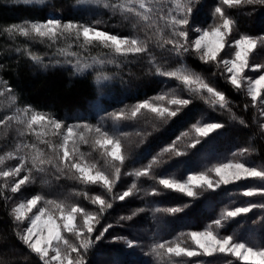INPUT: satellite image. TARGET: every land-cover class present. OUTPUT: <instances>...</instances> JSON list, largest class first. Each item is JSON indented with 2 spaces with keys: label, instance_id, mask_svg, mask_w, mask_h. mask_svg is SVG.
Returning <instances> with one entry per match:
<instances>
[{
  "label": "snow or ice",
  "instance_id": "obj_1",
  "mask_svg": "<svg viewBox=\"0 0 264 264\" xmlns=\"http://www.w3.org/2000/svg\"><path fill=\"white\" fill-rule=\"evenodd\" d=\"M24 5L41 4L43 0H16ZM93 3L101 4L105 8H111L114 14H119L125 20H132L133 29L138 25L145 28V36L133 34L128 36L110 33L90 24L76 22H62L57 18H48L43 22L24 21L21 24H12L5 31L10 35L19 34L30 40H48L55 44L63 39L67 41L74 38L73 43L79 42L80 48H87L93 44H99L109 49L112 58H91L81 60L75 51L60 49L59 51L68 56L76 57L75 62L67 61L74 74H82L85 70L93 68L97 64L114 63L115 57L139 55L149 51L148 43L152 39L148 29L153 31L156 39V47L166 49L177 57L193 52L198 55L201 62L214 63L219 67L223 65L227 74L226 79L237 90H245L250 97L253 106L261 105L260 116L264 118V63H252L250 54L257 49L258 44L264 46V36L254 37L249 34H241L238 38L230 40L236 20L227 9H244L248 6L264 5V0H217L213 6L212 17L214 23L207 28H195L198 33L195 39L189 38V26L197 5L200 0H92ZM99 23V22H97ZM167 30L170 35L165 34ZM170 46V47H168ZM69 49L72 44H69ZM226 48L233 50L228 58L221 57ZM32 62L47 68L43 59L31 52L28 53ZM228 56V53H225ZM155 65V74L161 77L174 79L188 92V98L176 93L175 89L158 94L151 99L136 103L130 109H121L106 113L108 119L119 122L127 119H136L142 114L150 113L155 120L167 121L177 117L183 108L192 103L191 96L197 95L210 107L220 110L231 111L230 102L223 91L210 84L204 76L181 63L173 69H166L155 60L150 61ZM255 72V77L247 73ZM109 79L106 75L97 76L101 80ZM0 108L5 104L10 109V114L0 118V127L5 132L7 129L17 126L18 138L27 135L35 136L38 143H28L18 139L12 150L0 155V165L6 160H15L13 167H0V190L7 189L15 194L21 191L22 186L35 182L33 173H45L54 169L56 173L77 181L83 185H99L111 197L106 199L103 195L89 196L86 192L75 191L74 195L84 196L91 204L98 205L97 211H89L83 206L69 201L48 199L42 194H36L17 204L12 208V216L15 221L27 226L23 232L17 233L19 240L42 261V264H88L87 255L96 242L104 238L109 229L108 224L97 233L96 225L100 223L103 214L113 207V201H125L126 198L134 197L141 192L144 195L158 196L162 191L169 190L183 194L189 198H198L201 191H216L221 186L235 184L241 181L254 180L258 185L247 186L240 191V195L246 198L259 197L260 202L249 200L239 206L223 208L218 217L213 219L204 230H194L181 233L191 241L187 245L178 237L175 240H160L152 243L150 254L154 256L158 264H181L174 258H191L199 256L223 255L234 258L236 264H264V243L256 240L238 239L235 234L222 235L220 230L230 221L238 217L247 216L256 209L264 211V165L249 164L241 159L246 153L254 149L242 148L233 153V159L226 162H218L199 172H190L185 178L180 179L167 173L157 175L155 167L168 163L162 157L171 153L175 157L187 154L185 149L177 147L183 137H189L194 133V138L186 146L195 149L212 134H220L225 128L222 122L196 121L189 131L181 133L169 145L161 149L146 164L125 170L129 156L122 143V136L116 135L103 124H90L87 122L77 124H65L59 119L47 115L28 106H17V97L9 84L0 81ZM247 107V105L245 106ZM233 120H239L241 125L246 126L243 119H239L234 113ZM104 117L101 118L103 120ZM260 128L264 131V123ZM139 134V133H138ZM49 136L59 137L60 142H53ZM39 145H46L47 151ZM90 144L99 152L103 164L99 161L87 159V155L80 150V145ZM122 176L133 177L130 185L120 193H115V188L121 181ZM141 178L154 181L156 186L143 189L139 186ZM47 181H44L46 183ZM201 190V191H198ZM188 204L183 206L157 207L154 213H166L175 215L181 213ZM35 209V211H33ZM145 209L139 208L129 216H122L121 220H132ZM31 213V215H29ZM94 233H97L94 235ZM69 236L74 237L70 239ZM123 240L129 248L137 246V241L126 237L115 236L113 241ZM0 264H6L0 260ZM227 264H233L229 260Z\"/></svg>",
  "mask_w": 264,
  "mask_h": 264
},
{
  "label": "trees",
  "instance_id": "obj_2",
  "mask_svg": "<svg viewBox=\"0 0 264 264\" xmlns=\"http://www.w3.org/2000/svg\"><path fill=\"white\" fill-rule=\"evenodd\" d=\"M111 3L114 0H107ZM198 11L193 14L195 24H204L213 20V6L217 0H202ZM226 11L235 18L236 27L230 37L238 38L241 34H249L256 37L264 36V5L248 6L244 9ZM52 15L58 16L63 21H74L80 24H92L102 30H110L111 33L121 35H139L145 31L142 25L133 29L134 21L125 20L119 14H114L111 8H105L102 5L79 7L77 0H51L42 5H24L17 3L16 0H0V79L9 84L14 90L17 100L22 106L30 105L35 110L47 111L55 118L67 123L68 117L86 115L93 112L92 107L97 102H103L106 108L112 105V100L118 102V106L124 103L144 100L149 95L155 94L161 87L163 79L156 77L152 70L155 65L150 63L155 60L156 63L171 64L178 66L181 63L193 67L207 77L215 78V87L223 91L229 102L231 111L213 109L197 95H192V103L183 108L180 114L171 118L167 123V129L163 134L153 136L144 141V144L153 150H159L169 145L181 133L188 131L191 125L200 119L212 122H222L225 128L220 130V134H212L201 145L193 148H185L187 154L182 157H173L178 167H181L182 174L185 176L189 172L202 171L207 166L224 159H233V153L242 148L254 149L246 153L241 159L246 160L249 164L257 166L264 165V131L261 130L260 124L264 118L260 116V107L258 104L254 107L250 97L246 92L235 89L223 77L217 75L218 69L216 64H205L199 60L192 52L183 57H177L174 53L164 50V52L154 53L147 52L141 59L129 55L127 58L118 56L119 67L125 66L122 74L125 79L130 81L131 87L125 84H119L120 87L114 91V95L108 98L99 96L98 89L91 75L76 76L71 70L63 67H51L45 70H39L29 57L28 45L25 44V37L19 34L10 35L5 29L12 24H21L24 21L43 22ZM99 22V23H97ZM156 39V37H155ZM30 40V39H29ZM74 38L65 41L64 48L73 44ZM33 43L38 42L43 50L48 48L49 42L41 40H31ZM155 40H150V50L158 51ZM99 44H93L88 49L93 52L98 51ZM154 54V55H153ZM153 55V56H152ZM183 55V56H184ZM256 55L253 63H264V46L259 45L254 51ZM166 82V81H165ZM130 87L128 93H124ZM122 89L124 91H122ZM179 95L185 98L186 93L179 91ZM189 95V94H187ZM247 105V107H245ZM246 122L241 125L239 120H233L232 114ZM122 130H125L124 123L120 124ZM113 124L110 125V129ZM16 134L12 130L8 131L7 143L8 148L15 143ZM33 138L27 135V139ZM170 140V141H169ZM84 145V146H83ZM89 144L80 145V150H86ZM44 149V145H40ZM146 148V147H145ZM144 148V149H145ZM47 151V149H45ZM162 165L154 168V172L160 173ZM165 169H163L164 171ZM55 170L49 169L45 173L53 174ZM44 173H33L35 182L26 184V191L21 190L18 193H11L7 189L0 190V260L6 264H42L37 256L31 254L25 245L19 240L17 233L20 232L19 222L15 221L12 216V208L15 207L17 200L21 199L23 194H42L55 196L61 192L64 185L72 181L66 177H54L53 188H49L47 175ZM48 174V175H49ZM158 175V174H157ZM150 185L145 189H150L154 181L148 178H141ZM44 181H47L44 183ZM3 183L0 178V184ZM152 183V184H151ZM258 181L246 180L227 186H221L216 191H201L198 198H189L183 194L164 190L161 195L150 196L140 194L126 198L125 201H113V207L108 209L102 216V220L97 228V233L108 224L113 227L109 229L110 234L117 233V229H123V234L127 238L136 239L139 233V225L145 224L146 217L139 213L132 220H121L122 216H129L133 211L147 207L148 212L153 214L156 207L183 206L188 204L189 207L175 215L165 214L161 219L160 236H173L181 232L199 230L207 226L211 221L218 217L220 211L225 207L239 206L247 203L249 200L260 202L259 197L246 198L240 195V191L247 186L258 185ZM125 187L115 188V193H120ZM143 188V187H142ZM144 189V188H143ZM85 192V191H79ZM90 194V191L86 192ZM108 199H111L109 196ZM78 201L85 203L88 208L94 207L93 204L84 196H78ZM155 215V213H154ZM130 225V227H129ZM222 235L235 234L238 239L256 240L264 243V211L254 210L247 216L238 217L235 221H230L220 230ZM229 260L236 264L234 258L223 255L216 256H199L191 258L184 264H227ZM88 264H154L153 257L147 253L139 252L136 248H129L126 244L107 238L104 236L99 242H96L89 250L87 255Z\"/></svg>",
  "mask_w": 264,
  "mask_h": 264
},
{
  "label": "rangeland",
  "instance_id": "obj_3",
  "mask_svg": "<svg viewBox=\"0 0 264 264\" xmlns=\"http://www.w3.org/2000/svg\"><path fill=\"white\" fill-rule=\"evenodd\" d=\"M49 1H51V0H43V3L37 4V5H42V4H45ZM201 1L202 0H200V4L202 3ZM77 4H79V7H90V6H99L100 7V5H102L103 3L96 4V3H93L92 0H77ZM200 4H198L196 6L197 9L200 7ZM51 18H57L58 19V16L52 15ZM61 21L62 22H69V20L68 21L61 20ZM71 22H74V21H71ZM76 23H78V22H76ZM213 23H214V20H212L210 22H205L204 24H195L194 22H192V24L189 26V29H188L190 40L195 39L198 35V33H196L194 31L195 28L204 29V28H207L208 26L212 25ZM105 31H108L111 33L110 30H105ZM147 31H148L149 35L152 36V40H155V35L153 34V31L151 29H148ZM165 34L170 35V33L167 30H165ZM119 35H121V34H119ZM123 36H126V35H123ZM139 36H141V38H144L145 31L143 33H140ZM254 37H256V36H254ZM229 39L234 40L235 38L229 37ZM35 40H39V39H35ZM69 40H71V38H69ZM44 42H49L48 48H46L45 50H43L42 46H40V47L38 46V48L36 47L38 42L33 43L31 40L25 39V44L28 45V49H31V47H33V49H34V50L31 49V53L40 56L43 59L44 64L49 65L47 68H45V67L36 65L33 62L35 64V67L39 70H45V69H48L51 67H56V66L71 70L70 65L67 63V61L69 59H71L74 63L76 57H68V56L62 54L59 51L60 49L75 51L79 54V57L81 60L87 59L89 63H91L92 57L107 58V59L112 58L111 51L109 49L103 47L102 45L99 46L98 51L93 52V49L92 50L88 49L89 46L87 48H80L79 42H75V46H72L70 49H69V47L68 48L63 47V45H65V41H63V39L59 40L55 44H53L52 42H50L48 40H44ZM149 45H150V43H148V47H149ZM168 47H170V46H168ZM157 49H158V51L150 50V48H149L148 52H150V51L154 52V53L158 52L161 54L162 52H164V50H166V49H161L158 47H157ZM232 52H233L232 49L226 48L225 52L221 53V57L228 58L229 56L232 55ZM225 53H228V56H226ZM193 54L198 57L197 54H195V53H193ZM253 54H254V52L252 54H250V59H251L252 63H253V61L258 59V58L256 59V55H253ZM128 56H126L125 58H127ZM132 56H136L137 59H141L144 56V53L139 54V55H132ZM181 57H183L185 59V55L181 56ZM116 59H118V56L115 57L114 63L97 64L93 68L87 69L82 74H79V75L74 74V72L72 70L71 71L76 76L91 75L93 77L94 83L98 89L99 96L102 98H108L109 94L112 96L114 95V91H116V86H117V88L120 87L119 84H125L126 86L131 87L130 81L125 79L124 75L122 74V71L124 70L125 66L119 67L118 64L120 63V61H118ZM156 64H158L161 67H164L166 69H173V68H176L179 66V65L178 66L171 65L173 63H171V64L156 63ZM187 66L190 69L194 70L195 72L204 76L210 84L215 86V78L214 77L211 76L208 78L207 75H204L203 73L198 72L197 70H195L193 67H191L189 65H187ZM216 68L218 69L217 75H220L221 77H223L227 81V79H226L227 74L224 71L223 65H220L219 67L216 66ZM153 71L155 72V69L152 70V73H153ZM247 74L249 76H253V77L258 75L257 73L251 72V71H249ZM99 75H106L109 77V79L101 80L99 83H97L96 78ZM156 77H158L159 79H163V82L161 84L162 88H160L158 90V92H156L155 94L149 95L146 99H151L152 97H154L158 94L169 92L172 89H175L176 93L178 95L180 93L179 91H182V93H186L185 94L186 96H189V95H187L188 92L183 88L182 85H179V83L176 80L161 77L159 75H157ZM0 81H2V79H0ZM130 87L127 88L124 93H128L130 91ZM122 91H124V90L122 89ZM0 99H3V98H0ZM146 99H144V100H146ZM141 101H143V100L124 103V104L118 106V102L116 103V100L113 99L112 100L113 104L108 106L107 108L103 102H97L92 107V109L94 108L93 112H90L89 114H86V115H78V116L68 117L67 123H65V122L64 123L65 124H77V123L87 122V123H90L93 125L102 123L103 127L106 128L107 130H109L110 132H112L116 135H121L122 136V143L124 144V148H125L128 156H129V159L125 165V170H130L134 167H140L141 165H146L152 159L153 156H155L157 153H159L161 151L162 148L155 151V150L151 149L149 147V145L147 147L144 144L142 138L146 137V139H144V141H147L148 138H152L153 136L157 137L158 135L163 134L167 129V123L170 119L167 120L166 122L165 121H158V120H155L150 113L145 112L144 114H142L141 116H139L136 119H127V120H122L119 122H114L113 120L108 119L106 117V113L113 112V111H119L121 109H130L136 103L141 102ZM257 104L261 108V105L259 103H257ZM17 106L23 107L21 105V102L18 100H17ZM10 111L11 110L8 109L6 104H5L4 107L0 108V118H2L3 115H5V114H10ZM38 111H40V110H38ZM41 112H43L47 115L53 116L51 113H49L47 111H41ZM102 117H104L103 120H101ZM60 121H62V120H60ZM199 121L209 122V121H206L204 119H200ZM210 122H212V121H210ZM123 123H124L125 130L121 131L122 126L120 124H123ZM261 123H264V119ZM111 124H113V128L110 129ZM16 127L17 126L13 125V127L10 129H7L6 132L2 127H0V155H3L7 151L12 150L18 139H23L24 141H26L28 143H38L36 141L35 136H33V138H31L29 140L27 139V136H25L23 138H18ZM9 130H12V132L16 134L15 143L12 144L10 148H8V146H7L8 145L7 135H8ZM193 138H194V133H191L189 137H183L181 139V141L177 144V147L181 148V149H185V148L187 149L186 146L191 142V140ZM48 139H51L53 142H56V143L60 142L59 137L49 136ZM38 146L40 147L39 144H38ZM197 146H199V145H197ZM44 149H47L46 145H44ZM81 151L86 153V154H89V155H87L88 160L99 161L100 164H103V160L101 159L99 152L94 150L90 146V144L88 145L86 150H81ZM173 157H174V154H171V153L165 154V156L162 157V159L168 161V163L162 164V166H163V167H161L162 171H160V173H157L158 175H162V174L167 173L169 175H172V176L179 178L180 173L182 174L181 167L177 166V163L174 162ZM226 161H227V159H224V160L217 161L215 163L226 162ZM16 163H17V161H15V160H6L5 164L0 165V167H3V168L13 167V166H15ZM209 166H211V165H209ZM209 166H207V167H209ZM163 169H165V170L163 171ZM205 169H203V170H205ZM193 172H199V171H193ZM48 174L49 173H44L43 176H46V175L48 176L46 180L48 181L47 185L50 189L53 188V182H54L53 178L54 177H66V178H68L67 176H62L59 173H56L55 171L51 175L50 174L48 175ZM185 176H180V179L185 178ZM68 179H70V178H68ZM133 179H134L133 177L122 176L121 181L118 183L116 188L125 187L123 189V190H125L130 185V183L132 182ZM70 180L72 182L68 185H64V188L61 189L60 193H57L55 196H50L49 195L50 193L47 195H44V196L48 199H57V200H62V199L67 198L69 201H71L73 203H77L89 211H97L98 205H94V207L88 208L85 205V203H82V202L76 200L77 195H74L75 191H82V190L85 192L90 191V194H88L89 196L100 194V195H103L106 199H108V197H109V195L99 185H83V184L78 183L75 180H72V179H70ZM149 185L150 184L147 181L140 179L139 186L141 188L143 187L145 189ZM21 190L26 191V186H22ZM30 197H31L30 194H23L21 196V199L17 200L18 202L15 204V206L17 204L23 202V201H26ZM150 202L147 203V207L145 208V211L142 213L146 217L145 224L139 225V233L137 234L136 239H134L137 241V246L135 247L136 250L139 252H143V253H147V254L151 255L150 254V248H151V245L153 242L160 241V240H175L178 237H180V239L182 241H184L187 245H191L190 240H187L186 237H181V233H187L188 231L187 232H181V233H178V234L173 235V236H166V237L160 236L157 234V232L161 233L160 227L158 228L157 226L158 225L161 226L160 221L166 213H155V215H154V213L150 214L148 212V210L150 209V207H149ZM33 211H35V209ZM29 215H31V213H29ZM101 220H102V217H101ZM101 220H100V222H101ZM27 223L28 222L25 221L24 223L18 224L20 226V232H23V230L27 226ZM99 224L95 226L96 229L98 228ZM129 227H130V225H129ZM205 228H206V226L202 229H199V230L202 231ZM116 231H117V233L114 235H112V234H110V232H108L105 234V236L111 240H113V237H115V236L125 237L123 234V229H117ZM192 231H194V230H192ZM95 234H97V233H94V235ZM69 238L74 240V237L69 236ZM127 239H130V238H127ZM120 242L126 244L125 241H123V240H120ZM152 257H153L154 264H158L157 259L154 256H152ZM174 259L180 260L181 264H184L185 261L188 260V258H174Z\"/></svg>",
  "mask_w": 264,
  "mask_h": 264
}]
</instances>
